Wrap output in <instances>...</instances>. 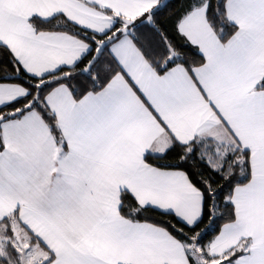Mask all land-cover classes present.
Here are the masks:
<instances>
[{
  "label": "snow or ice",
  "instance_id": "1",
  "mask_svg": "<svg viewBox=\"0 0 264 264\" xmlns=\"http://www.w3.org/2000/svg\"><path fill=\"white\" fill-rule=\"evenodd\" d=\"M0 264H264V0H0Z\"/></svg>",
  "mask_w": 264,
  "mask_h": 264
}]
</instances>
